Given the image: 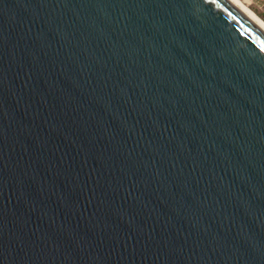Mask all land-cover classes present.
Returning <instances> with one entry per match:
<instances>
[{"label":"water","instance_id":"1","mask_svg":"<svg viewBox=\"0 0 264 264\" xmlns=\"http://www.w3.org/2000/svg\"><path fill=\"white\" fill-rule=\"evenodd\" d=\"M0 264H264V32L228 0H0Z\"/></svg>","mask_w":264,"mask_h":264},{"label":"bare ground","instance_id":"2","mask_svg":"<svg viewBox=\"0 0 264 264\" xmlns=\"http://www.w3.org/2000/svg\"><path fill=\"white\" fill-rule=\"evenodd\" d=\"M235 7H237L247 18H249L259 29L264 32V20L260 18L255 12L248 8L240 0H228Z\"/></svg>","mask_w":264,"mask_h":264},{"label":"rangeland","instance_id":"3","mask_svg":"<svg viewBox=\"0 0 264 264\" xmlns=\"http://www.w3.org/2000/svg\"><path fill=\"white\" fill-rule=\"evenodd\" d=\"M264 20V0H240Z\"/></svg>","mask_w":264,"mask_h":264}]
</instances>
